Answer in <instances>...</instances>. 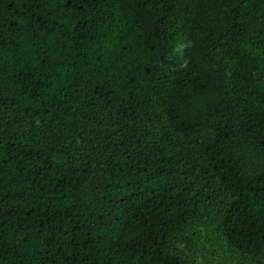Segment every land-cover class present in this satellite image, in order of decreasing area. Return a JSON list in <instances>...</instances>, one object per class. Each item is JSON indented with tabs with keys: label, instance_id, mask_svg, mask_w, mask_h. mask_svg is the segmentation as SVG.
Masks as SVG:
<instances>
[{
	"label": "trees",
	"instance_id": "obj_1",
	"mask_svg": "<svg viewBox=\"0 0 264 264\" xmlns=\"http://www.w3.org/2000/svg\"><path fill=\"white\" fill-rule=\"evenodd\" d=\"M216 245L264 264V0H0V264Z\"/></svg>",
	"mask_w": 264,
	"mask_h": 264
},
{
	"label": "rangeland",
	"instance_id": "obj_2",
	"mask_svg": "<svg viewBox=\"0 0 264 264\" xmlns=\"http://www.w3.org/2000/svg\"><path fill=\"white\" fill-rule=\"evenodd\" d=\"M200 241H202V238H200ZM181 248L184 251L190 250V252L195 255V257H193L191 259H194V260H197V259L202 260L203 255H202V252H200V249H199L198 246H194V245L187 246L186 244H182ZM211 253H214V259L212 261L213 264H235V262H234L235 260L233 258H231L228 255H224V251L222 249V246L216 245L215 247L212 248ZM186 254L189 255L190 253L189 252H186ZM188 257H190V256H188ZM207 259H209V258H207Z\"/></svg>",
	"mask_w": 264,
	"mask_h": 264
}]
</instances>
